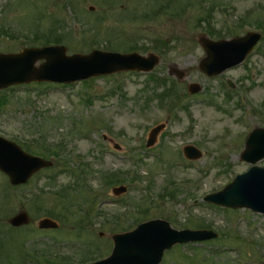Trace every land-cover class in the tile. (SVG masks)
Wrapping results in <instances>:
<instances>
[{"label": "rangeland", "instance_id": "obj_1", "mask_svg": "<svg viewBox=\"0 0 264 264\" xmlns=\"http://www.w3.org/2000/svg\"><path fill=\"white\" fill-rule=\"evenodd\" d=\"M90 7L94 12L88 11ZM159 7L168 8L146 19ZM247 16L252 24L264 20V0H0V27L25 37L36 35L43 42L58 38L69 56L99 47L120 53L137 49L143 56L155 53L161 64L153 74L168 78L164 86L175 83L178 91L161 105L149 75L129 72L64 87L30 84L0 91V136L21 147L41 137L55 145L63 142L65 160L15 189L0 173V264L102 260L112 251L113 234L137 220L153 219L167 221L178 231L219 234L216 241L174 247L161 264H264V215L203 201L249 170L251 166L240 159L245 140L253 129L264 128V42L243 65L219 77L208 78L199 68L205 57L199 39L220 38L206 34L204 17L227 35L225 39H232L256 30L235 28L236 35L225 31ZM23 41L24 37L16 41L0 37V53L43 47ZM174 67L185 71L183 82L169 76ZM190 83L200 84L203 91L189 95ZM158 125L165 129L158 133L156 145L147 149L149 132ZM186 146L196 147L202 158L187 161ZM133 158L139 160L137 167ZM257 165L264 167V161ZM128 172L131 177L123 184L128 192L115 197L112 189L121 184L105 187V175L126 177ZM135 172L137 183L131 182ZM173 182L176 197L155 201L156 196L167 195ZM95 201L105 215L114 212L125 218L111 227L93 213ZM143 203L154 208L145 217ZM21 211L29 215L31 225L18 230L9 220ZM46 217L60 224L58 231L35 230L37 221ZM45 254L54 263L41 261Z\"/></svg>", "mask_w": 264, "mask_h": 264}, {"label": "water", "instance_id": "obj_2", "mask_svg": "<svg viewBox=\"0 0 264 264\" xmlns=\"http://www.w3.org/2000/svg\"><path fill=\"white\" fill-rule=\"evenodd\" d=\"M259 40L260 35L257 34L220 42L201 38L200 43L207 54L201 63V70L212 77L240 64ZM65 53L64 48H54L26 50L21 55L0 54V89L31 81L71 83L122 71L150 72L159 63V59L153 55L144 58L137 54L93 52L88 56L66 57ZM31 55L36 56L34 58L32 56L29 61L27 58ZM40 59H45L46 62L39 69H35L34 64ZM176 74L179 79L185 77L184 73ZM199 91L198 85L190 87V92L193 94ZM159 130L156 129L152 133L149 145L155 142ZM185 153L189 158L200 157V154L191 147L186 148ZM242 159L252 164L264 159V129H256L250 135ZM49 166L51 163L30 157L15 144L0 138V170L9 176L12 184H24L33 174ZM115 192L125 193L126 188L116 189ZM206 200L226 207L247 208L264 214V169L252 168L247 174L238 177L224 192L210 196ZM28 222L25 213L11 220L15 226ZM39 226L53 228L56 224L50 220H43ZM215 237L216 235L211 232H178L167 222L151 221L139 226L132 233L114 236L115 248L112 256L96 264H159L164 252L176 244L204 241Z\"/></svg>", "mask_w": 264, "mask_h": 264}, {"label": "trees", "instance_id": "obj_3", "mask_svg": "<svg viewBox=\"0 0 264 264\" xmlns=\"http://www.w3.org/2000/svg\"><path fill=\"white\" fill-rule=\"evenodd\" d=\"M258 24H260V23H258ZM60 150H61V148L60 147H55V146H53V145H50L49 146V148H48V151L49 152H54V154L55 155H59V152H60ZM105 179H104V181H105V184H107V185H118V184H120V183H122L123 181H125L123 178H122V176H120L119 174H111V175H107L106 177H104ZM145 214H147L146 212H145ZM114 219H116L115 217H114ZM115 222H118V220H114Z\"/></svg>", "mask_w": 264, "mask_h": 264}]
</instances>
